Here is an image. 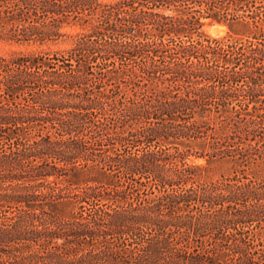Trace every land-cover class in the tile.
<instances>
[{"label":"trees","instance_id":"obj_1","mask_svg":"<svg viewBox=\"0 0 264 264\" xmlns=\"http://www.w3.org/2000/svg\"><path fill=\"white\" fill-rule=\"evenodd\" d=\"M0 41V264H264V0H0Z\"/></svg>","mask_w":264,"mask_h":264},{"label":"rangeland","instance_id":"obj_2","mask_svg":"<svg viewBox=\"0 0 264 264\" xmlns=\"http://www.w3.org/2000/svg\"><path fill=\"white\" fill-rule=\"evenodd\" d=\"M204 31L208 34L211 35H224L227 31V27L225 25L222 24H206L204 27ZM69 42H60L57 44H52L51 46L53 48H64L66 46H68ZM45 48L47 46H44ZM35 48V47H34ZM12 49H17V50H29L31 49V47H27L25 45H14V44H9V43H5V42H1L0 41V53L2 54H9V51ZM203 161V160H201Z\"/></svg>","mask_w":264,"mask_h":264}]
</instances>
